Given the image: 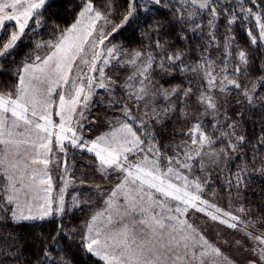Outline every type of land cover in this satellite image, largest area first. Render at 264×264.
<instances>
[{
	"label": "snow or ice",
	"instance_id": "1",
	"mask_svg": "<svg viewBox=\"0 0 264 264\" xmlns=\"http://www.w3.org/2000/svg\"><path fill=\"white\" fill-rule=\"evenodd\" d=\"M53 3L54 0H0V37L11 28L7 39H0V72L6 70L9 60L15 64L29 32L39 34L37 30L46 26L45 13ZM160 3L161 0H143L140 7L150 11L148 5ZM245 3L251 7H244ZM176 4V23L188 26L194 34L198 30L203 34V23L195 20L204 13L210 14L208 27L217 26L222 5L229 31L238 19L246 22L254 18L258 34L249 28L247 35L253 50H264V0H236L239 12L235 8L228 11L229 0H176ZM82 5L75 22L54 40L35 42L34 54H25L13 71V88L0 91V179L6 181L0 213H10L8 218L19 224L62 218L80 207L75 197L71 206L65 203L67 180L60 195H52L49 165L53 162V147L67 155L65 150L70 146L94 154L97 171L104 180L111 183L115 178L107 195L100 185L95 186L103 207L89 218L81 238L85 251L103 264H234L194 222L196 213L244 233L252 242V255L257 257L248 264H264V231L254 233L258 221H242L204 198L210 171L219 169L223 174L238 157L246 159L242 155L246 137L237 135V120L228 123L231 116L225 105L235 91L252 106L259 96L258 89H264V76L253 80L250 88L242 85L240 77L247 74L250 64L248 51L233 52L236 45L229 35H225L223 48H219L215 32L209 31L199 60L194 63L185 62L183 50L168 51L166 42L159 39L155 53L151 46L128 53L120 45L108 44L136 17L137 0H128L118 24L111 19V0L103 8L93 0H82ZM160 27L153 29L157 35L161 34ZM181 39L186 37L181 35ZM214 45L218 48L215 58ZM45 48L48 51L39 54ZM116 67L128 70L123 83H118V76L107 74V69ZM157 69L162 76L174 77L178 73L188 86L165 88L154 83ZM116 88L122 89L129 101H135L137 110L143 107V115H133L132 106L115 97ZM97 89L110 93L109 107H120V115L109 122L108 131L87 140L78 133L85 127ZM161 98L165 103L158 108L156 102ZM259 99L264 102V96ZM193 105L194 110L189 111ZM178 108L183 119L195 123L180 133L187 140L161 147L151 129ZM206 117H211L207 125ZM217 132L219 135H215ZM217 143L224 146L214 147ZM259 144L264 146V136ZM253 171L264 173V159L261 167ZM249 175L247 163L237 165V188L245 184ZM228 184L232 186L231 180ZM238 211L246 213L243 207ZM4 218L0 215V220ZM65 237L73 239L61 221L43 250L42 259L47 264H65L64 256L57 261L51 250V244ZM236 245L241 246V241L237 240Z\"/></svg>",
	"mask_w": 264,
	"mask_h": 264
},
{
	"label": "trees",
	"instance_id": "2",
	"mask_svg": "<svg viewBox=\"0 0 264 264\" xmlns=\"http://www.w3.org/2000/svg\"><path fill=\"white\" fill-rule=\"evenodd\" d=\"M93 2L98 8H103L108 0H93ZM141 2L143 0H137V15L132 22L121 29L119 34H115L114 37L110 38L111 45H120L128 53L151 46L155 53L157 51L154 47L155 42L159 39L161 42H166L168 51L183 50L186 53L185 62L194 63L199 60L202 46L208 40V32L214 31L219 42V48H223L224 37L229 35L234 37L233 44L236 45L232 48L233 52H239L241 49L248 51L250 57L248 72L245 76L240 77L244 87L250 88L253 80L264 76V69L261 68V64L264 62V50H253L250 38L247 35L249 28H252L258 34L254 18L246 22L242 18L238 19L229 31L227 17L224 15L222 5L217 26L210 29L208 27L210 14L204 13L195 20L196 23H203V34L199 30L194 34L188 30V26L176 23L174 19L175 9L178 6L176 0H161L160 5H148L150 11L141 8ZM111 3L114 7L111 19L114 24H118L126 12L128 0H111ZM229 3L231 7L228 11L231 12L235 8L236 0H229ZM81 7L82 0H54L53 6L45 13L46 26L37 30L39 34L29 32V35L25 37V42L18 50L19 55L15 59V64L9 60L6 70L0 72V91L13 88L16 83L13 71L16 65H19L25 59V54H34L35 42L54 40L60 31L72 24ZM244 7H251V5L245 3ZM261 7H264V4ZM235 10L239 12V8H235ZM160 25H163V27H160ZM111 27L112 25L108 26L109 29ZM156 27H160V35L153 31ZM182 29L183 31H181ZM181 35L186 39H181ZM149 36L151 40L148 39ZM217 51L218 48L214 45L212 48L213 58L216 57ZM157 63H159V59H157ZM154 83L163 85L165 88H171L177 84L182 87L188 86L187 80L178 73L174 77L162 76L158 69L154 73ZM258 93L259 96H264V89H258ZM259 96H257L255 103L249 106L247 101L239 97L234 91L230 96L229 103L225 105L228 114L231 116L228 123L237 120L239 122L237 135L246 137V144L242 149V155L246 159L238 157L230 163L229 169L223 174L219 173L220 171L217 172L213 178L212 186L219 194L230 197L240 208L243 207L246 210V213L241 215L243 218L248 217L251 220H256L258 224L264 226V173L253 171V169L261 167V159H264V146L259 144L260 138L264 136V102L259 99ZM238 99L241 100L239 104L236 103ZM192 100L194 101L195 97ZM164 103L161 98L156 102V105L160 108ZM193 110L194 105L189 111ZM223 111L222 108L221 112L223 113ZM237 113L242 115L238 116ZM210 119L211 117L205 118L206 125ZM192 123H195V120L189 122L183 119L178 108L174 113L164 117L162 123L155 124L151 130L155 132L161 147H163L168 143L174 144L187 140L188 138L180 135V133L186 132ZM208 130L211 131L210 125H208ZM225 130L227 131V129ZM215 135H219V133L217 132ZM225 143H227V140H225ZM223 146L221 143L214 145L216 148ZM254 156L256 157L255 160L253 159ZM245 163H247L250 175L246 177L245 184L237 188L234 178L237 165L242 166ZM229 180L232 182L231 187L228 184ZM2 202L3 194L0 182V203ZM0 215L5 217L0 220V264H47L42 259L43 250L45 244L50 242L51 235L55 234L56 227L61 221L51 219L16 224L8 218L10 213H0ZM68 220L74 226L76 225V217ZM74 226L68 224L64 229L70 232ZM45 237L48 238L47 241ZM59 249H63V251L60 252ZM51 250L53 257L63 255L69 264H100L91 255L84 252L74 239L62 238L58 244H51Z\"/></svg>",
	"mask_w": 264,
	"mask_h": 264
},
{
	"label": "rangeland",
	"instance_id": "3",
	"mask_svg": "<svg viewBox=\"0 0 264 264\" xmlns=\"http://www.w3.org/2000/svg\"><path fill=\"white\" fill-rule=\"evenodd\" d=\"M75 20L76 18L72 24L75 22ZM33 27L35 26L33 25ZM10 30L11 28L9 27V29L5 31L4 35L0 37V39H7V35ZM105 43L108 44L107 41ZM111 43L108 44L109 47L112 46ZM47 51V48L39 50V54L43 55ZM106 71L109 76L114 78L118 76V83H123L125 77L129 74L128 70L119 69L118 67L110 68ZM96 75H98V73ZM96 92L97 94L93 97L91 107L87 112V120L84 121L85 127L78 133L83 135L87 140L95 139L97 136H100L101 134L108 131L109 122L114 121V118L117 115H120V107H109V92H105L103 89H97ZM115 97L121 100L122 103L130 104L132 106L133 115H143V107L137 110L135 107V101H129L124 95L122 89L116 88ZM54 119L56 122H59L58 117H54ZM72 126L75 128V120L73 121ZM65 151L67 155L53 147V151L51 153L53 162L49 165V171L53 181L52 195L54 197H58L60 195V188L64 187V181L67 180L68 187L63 193L65 203L68 206H71L73 204V197H75L76 200L80 202V207L73 208L72 211L66 212L62 218H53L52 220L62 221L65 223L63 224L64 227H66L68 224L74 226L73 223L69 222L68 219L76 217V225L70 232L76 243L80 245L84 252H86L81 244V238L85 232L84 226L88 222L89 218L97 210L103 207V201L100 198V193L96 190L95 186L100 185L104 191V194L107 195L108 191L111 189L112 183L115 182V178L113 177L112 182L110 183L101 177V174L97 171L98 161H96L94 154L88 153L86 150L74 149L70 146L67 147ZM65 166H67V172L64 171ZM217 172H219V169L210 171L209 174L211 180L209 181L204 198L210 200L224 211H228L239 216L242 221L251 220L248 217L243 218L241 216L242 213L238 211L240 206H238L235 201H232L228 196L219 194L214 189L212 186L213 178ZM197 175H201V173L197 171ZM0 182L4 197L5 192L3 188L6 184V181L0 179ZM252 221L256 220L252 219ZM194 222L204 231L209 240L219 244L225 255L234 261V264H248L249 260L257 259V257H254L250 251L252 248V242L245 237L244 233L238 230L230 229L226 225L220 224L219 222H213L201 213L194 214ZM260 231H264V226L257 223L254 233L259 234ZM218 233L219 235H217ZM237 240L241 241V246L236 245ZM224 241H228V243L225 244ZM87 254L91 255L95 261L103 264V262L97 257L90 253ZM60 257L61 255L54 256L57 261L60 260ZM65 264H69L68 261L65 260Z\"/></svg>",
	"mask_w": 264,
	"mask_h": 264
}]
</instances>
